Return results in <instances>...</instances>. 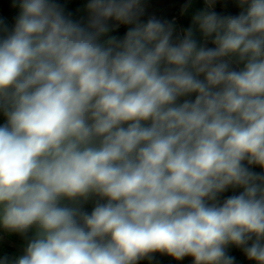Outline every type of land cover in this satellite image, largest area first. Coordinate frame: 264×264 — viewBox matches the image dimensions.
<instances>
[{
	"label": "clouds",
	"instance_id": "1",
	"mask_svg": "<svg viewBox=\"0 0 264 264\" xmlns=\"http://www.w3.org/2000/svg\"><path fill=\"white\" fill-rule=\"evenodd\" d=\"M205 2L173 39L171 24L140 22L143 0H88L85 23L56 0H14L0 38V228L35 233L0 264L156 252L234 264L229 245L264 264V173L245 164L264 169V0L227 16ZM120 25L133 27L108 36ZM229 187L243 191L219 202ZM91 195L105 202L87 213Z\"/></svg>",
	"mask_w": 264,
	"mask_h": 264
},
{
	"label": "rangeland",
	"instance_id": "2",
	"mask_svg": "<svg viewBox=\"0 0 264 264\" xmlns=\"http://www.w3.org/2000/svg\"><path fill=\"white\" fill-rule=\"evenodd\" d=\"M14 0H0V38L5 36L7 33L4 31V28H7L8 32L12 30L15 24V18L19 14V7L18 4L14 7L13 2ZM57 3H59L66 14H70L71 18L76 21H80L82 23H85L87 21L88 13L86 10V4L88 3V0H56ZM147 0H143V11L147 7L146 4ZM233 5L231 6L230 14H226L227 11L224 8L221 7H214V11H216L221 16H227V15H238L241 9L238 7V4L236 0H231ZM150 8V7H149ZM168 19V18H167ZM176 22V30L173 31V39L181 38L184 35V28L181 25L180 20H175ZM121 26V25H120ZM120 26L118 28H120ZM115 28L113 31H111L108 36H115ZM108 36L102 37V42L104 40H107ZM204 46L206 47H214L215 45L211 42H205ZM230 67L233 69L238 70V68L230 61ZM203 77H201L202 79ZM195 94H193L190 97L181 98V102L183 99H194ZM6 122V118L4 117L3 113L0 112V125H3ZM241 191H243L242 188H232L229 187L226 191L223 193H220L218 196V201L223 202L225 199H227L230 196L238 195ZM97 202V196L91 195L86 201H81L80 207L81 210L87 213H91L93 208L96 206ZM64 204H67L71 206L70 202L64 201ZM35 233V229L30 230L26 236H22L18 233H9L6 232V235H4V238L1 240V243L7 244L9 246V249L11 252H5L0 253V259L8 258V260L14 261L18 257H20L23 254L24 247L26 246L27 240L30 239ZM252 243V241H249V245ZM226 252L228 255L234 257V264H254L253 261H250L245 253L243 252L242 248L236 247L234 245H229L226 248ZM180 264H193V259L190 256L184 257Z\"/></svg>",
	"mask_w": 264,
	"mask_h": 264
},
{
	"label": "trees",
	"instance_id": "3",
	"mask_svg": "<svg viewBox=\"0 0 264 264\" xmlns=\"http://www.w3.org/2000/svg\"><path fill=\"white\" fill-rule=\"evenodd\" d=\"M14 2V1H13ZM57 2V1H56ZM189 0H147V7L143 11V14L140 16L139 20L141 23H146L148 19L155 17L163 22H167L172 25L173 31L176 30V22L175 20H180V15L184 8L187 6ZM233 3L231 0H217L215 6L224 8L227 13L231 11V6ZM150 7V8H149ZM168 18V19H167ZM133 27V25H121L120 28L116 29L115 37L118 40L123 39L128 28ZM251 171L255 173H264V169H261L256 165H247ZM104 200H101L97 196V203H104ZM0 232L6 235L4 229L0 228ZM11 249V248H10ZM9 246L7 244L0 242V253L11 252ZM151 259H142L138 261V264H180L181 260H176L173 257L162 254L160 252L152 253Z\"/></svg>",
	"mask_w": 264,
	"mask_h": 264
},
{
	"label": "water",
	"instance_id": "4",
	"mask_svg": "<svg viewBox=\"0 0 264 264\" xmlns=\"http://www.w3.org/2000/svg\"><path fill=\"white\" fill-rule=\"evenodd\" d=\"M205 8H206L205 0H189L187 6L184 8L179 18L184 30L192 25L193 15L198 11L204 10ZM195 35L202 45H204L205 42L212 43L211 37L205 40L202 34L198 30H196ZM231 62L238 68V70L243 68V64L237 63L234 59H232Z\"/></svg>",
	"mask_w": 264,
	"mask_h": 264
},
{
	"label": "built area",
	"instance_id": "5",
	"mask_svg": "<svg viewBox=\"0 0 264 264\" xmlns=\"http://www.w3.org/2000/svg\"><path fill=\"white\" fill-rule=\"evenodd\" d=\"M4 238V234L0 232V242Z\"/></svg>",
	"mask_w": 264,
	"mask_h": 264
}]
</instances>
